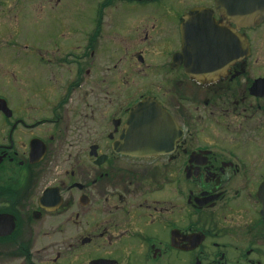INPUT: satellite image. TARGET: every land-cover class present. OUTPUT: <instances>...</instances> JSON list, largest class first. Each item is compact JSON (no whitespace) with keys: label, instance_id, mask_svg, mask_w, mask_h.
<instances>
[{"label":"flooded vegetation","instance_id":"1","mask_svg":"<svg viewBox=\"0 0 264 264\" xmlns=\"http://www.w3.org/2000/svg\"><path fill=\"white\" fill-rule=\"evenodd\" d=\"M263 4L0 0V264H264Z\"/></svg>","mask_w":264,"mask_h":264},{"label":"water","instance_id":"2","mask_svg":"<svg viewBox=\"0 0 264 264\" xmlns=\"http://www.w3.org/2000/svg\"><path fill=\"white\" fill-rule=\"evenodd\" d=\"M264 6V4H263ZM177 61L180 60V54H178ZM150 99H146L142 102H140L136 107H134V109L132 110L131 116H130V120H129V128L128 131L125 133V137L127 139H129L131 137V139L135 142L138 143H142L144 142L143 140H135V136H133V131L136 128V126L138 125H142L144 127L145 133H151L152 129H155L156 133L160 128H163L164 132L167 133L168 132V128H169V122L168 119L165 118V116L163 114H155L157 113V111L159 110V108L157 107H153V106H149L146 105L145 103L150 102ZM141 112H147V113H151L152 115L150 116H144L143 118H141L139 116V113ZM140 123V124H138ZM132 143V141H131ZM151 146L149 145H142L139 144L137 146H131V147H124L123 150L130 152V153H138L141 151L144 152H148L150 150ZM194 240H196L195 236ZM196 247V243L193 241L191 243L190 246L187 247V249H193Z\"/></svg>","mask_w":264,"mask_h":264},{"label":"rangeland","instance_id":"3","mask_svg":"<svg viewBox=\"0 0 264 264\" xmlns=\"http://www.w3.org/2000/svg\"><path fill=\"white\" fill-rule=\"evenodd\" d=\"M32 32V31H31ZM175 256L176 255H172V264H178L177 263V261H176V259H175ZM176 257H178V256H176ZM191 258H192V255L189 253V254H187L186 255V259H184L185 260V262H183V264H191Z\"/></svg>","mask_w":264,"mask_h":264}]
</instances>
